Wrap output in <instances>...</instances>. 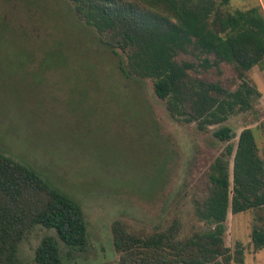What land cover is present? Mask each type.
Returning <instances> with one entry per match:
<instances>
[{"label": "rangeland", "instance_id": "rangeland-1", "mask_svg": "<svg viewBox=\"0 0 264 264\" xmlns=\"http://www.w3.org/2000/svg\"><path fill=\"white\" fill-rule=\"evenodd\" d=\"M264 0H231L247 9ZM121 53L102 45L97 32L69 0H0V152L37 173L51 188L81 205L88 244L62 243L64 264H119L113 224L149 235L180 223V237L214 225L200 221L195 197L207 189L209 168L229 142L254 129L264 158V68L248 80L261 93L254 106L200 131L196 122L172 117L151 79L126 77ZM230 73V69L227 70ZM231 188L233 157H231ZM254 210H229L225 242L245 248V264H264V248L250 245ZM54 229L36 225L21 241L18 260L32 263Z\"/></svg>", "mask_w": 264, "mask_h": 264}, {"label": "trees", "instance_id": "trees-1", "mask_svg": "<svg viewBox=\"0 0 264 264\" xmlns=\"http://www.w3.org/2000/svg\"><path fill=\"white\" fill-rule=\"evenodd\" d=\"M69 1L100 43L122 54L119 68L126 77L151 79L171 116L196 122L200 131L249 110L261 94L248 80L255 66L264 68L261 4L232 9L231 0ZM214 135L229 143L209 168L206 191L195 197L197 217L214 228L180 237L175 221L142 235L117 220L112 228L119 264H245L242 242L234 251L225 242L230 209L254 210L250 245L254 251L264 248V158L254 129L244 128L236 145L229 125ZM39 224L57 236H45L27 264H64L59 240L79 250L88 244L81 205L0 152V264H21L19 244Z\"/></svg>", "mask_w": 264, "mask_h": 264}]
</instances>
